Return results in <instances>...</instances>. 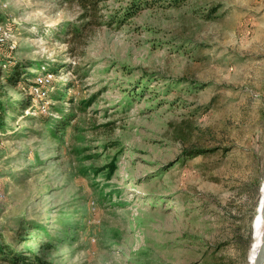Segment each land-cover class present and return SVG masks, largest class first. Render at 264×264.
Instances as JSON below:
<instances>
[{"label": "rangeland", "instance_id": "rangeland-1", "mask_svg": "<svg viewBox=\"0 0 264 264\" xmlns=\"http://www.w3.org/2000/svg\"><path fill=\"white\" fill-rule=\"evenodd\" d=\"M81 13L70 0H0L18 43L0 45V61L24 71L0 68V234L54 264H248L264 0H149L112 27ZM40 73L53 77L37 93ZM46 117L65 128L45 131ZM29 220L64 238L57 251Z\"/></svg>", "mask_w": 264, "mask_h": 264}, {"label": "trees", "instance_id": "trees-1", "mask_svg": "<svg viewBox=\"0 0 264 264\" xmlns=\"http://www.w3.org/2000/svg\"><path fill=\"white\" fill-rule=\"evenodd\" d=\"M70 1H73V2L76 1L78 5L81 7L82 9L81 19L86 20L85 23H83V26H88L91 24L95 26L105 25V26H111V27L114 25L120 26L124 24L137 11L142 9L143 5L149 2V0H120V3H119L120 5L118 7H115L109 11L104 12L103 5L101 4L107 2L108 0H70ZM0 45H3V44H0ZM10 59L0 61V64L3 62H9L8 69L10 71L7 75V78L14 79L15 76L20 75L24 71L23 72L20 71L21 69H19L20 67L19 65L14 67L13 62ZM23 68L25 67L23 66ZM34 80L32 81V84H35ZM87 102L82 101V106L79 107V110H85ZM35 110L36 108L34 109V111ZM5 111L6 110H5L4 105L0 102V128L3 127L5 124V120H6ZM45 124H46L45 131L51 130L54 132L55 129L58 130V128H65L64 125H60L58 122L56 123V122L51 121L50 117H46ZM53 127L55 129H51ZM81 150L82 149H79V152H81ZM107 168H108L107 170L108 174L111 175L116 169L115 161L114 160L110 161L108 163ZM94 170L96 171V168H94ZM20 225L21 227H26L28 230L35 229L38 231L43 230L44 232H46V234L52 240V241H48L46 246L49 249H52L54 251H57L59 249L58 247L59 245H56V243L53 242V239L61 238L64 240L63 237H52V234L47 229V227L41 224L37 225L33 221H30V220L23 221L21 222ZM0 264H54V263L46 259L44 256L40 255V253H38L33 248L22 247L20 249H16L12 247L10 243L4 240L3 235L0 234Z\"/></svg>", "mask_w": 264, "mask_h": 264}, {"label": "bare ground", "instance_id": "bare-ground-1", "mask_svg": "<svg viewBox=\"0 0 264 264\" xmlns=\"http://www.w3.org/2000/svg\"><path fill=\"white\" fill-rule=\"evenodd\" d=\"M263 201H264V176L262 178L261 185L259 187V197L256 207V213L253 218V242L249 254L248 264H253L256 254L262 243V234L264 226V212H263Z\"/></svg>", "mask_w": 264, "mask_h": 264}, {"label": "built area", "instance_id": "built-area-1", "mask_svg": "<svg viewBox=\"0 0 264 264\" xmlns=\"http://www.w3.org/2000/svg\"><path fill=\"white\" fill-rule=\"evenodd\" d=\"M12 33L8 30V28L0 22V44H7L8 48L11 51H14L18 47L17 41H15L14 38L11 37ZM9 62H3L0 64L1 68H6L8 67ZM53 77L52 73H40L36 78H35V84H33V88H35L36 92L38 93L43 85H46L50 83L51 79ZM0 141V145H1ZM2 198V193L0 192V199Z\"/></svg>", "mask_w": 264, "mask_h": 264}, {"label": "water", "instance_id": "water-1", "mask_svg": "<svg viewBox=\"0 0 264 264\" xmlns=\"http://www.w3.org/2000/svg\"><path fill=\"white\" fill-rule=\"evenodd\" d=\"M263 212H264V201H263ZM253 264H264V226L262 234V243L256 254Z\"/></svg>", "mask_w": 264, "mask_h": 264}]
</instances>
